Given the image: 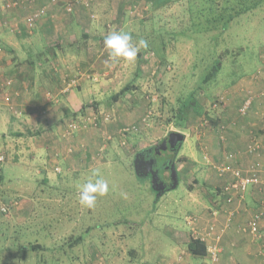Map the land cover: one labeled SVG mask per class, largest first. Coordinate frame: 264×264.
Wrapping results in <instances>:
<instances>
[{"label": "rangeland", "instance_id": "rangeland-1", "mask_svg": "<svg viewBox=\"0 0 264 264\" xmlns=\"http://www.w3.org/2000/svg\"><path fill=\"white\" fill-rule=\"evenodd\" d=\"M196 1L203 7L211 5L217 8V0L211 4L204 0ZM253 1L257 5L234 16L221 28L218 36L213 34L209 38L207 34L211 35L210 32H197L193 40L192 37L180 39L176 46L172 43L163 50L159 49L163 53L151 46L141 49L133 64L123 61L113 64L104 56L107 62L98 69L101 73L82 70L81 83L89 73L96 74V79L99 74L102 76L93 83L94 94L88 95L96 103L98 116L109 112L112 116L110 121L121 118V124L114 132L105 130L110 121H98L95 128L88 129L104 130L91 152L85 144L74 146L70 142L75 135L71 140L59 142L62 144L58 145L59 155L53 153L56 158L54 171L58 165L63 170L58 161L60 157L73 153L84 157L79 166L70 168V173L65 174L66 179L54 177L48 184H40L32 170L6 162L5 166H12V170H4L6 185H0V264H100L103 261L105 264H139L140 258L163 264L158 261L159 256L168 258L164 264L178 261V254L173 253L172 239L168 237L171 223L187 229L184 216L204 211L206 206L190 204L192 197H187L189 192H193L190 188L200 187L199 194L205 195V186L221 187L224 183V176L218 175L213 167L224 159L203 149V143L198 148L195 141L198 138L194 140L193 136L196 134L201 141L204 134L209 135L213 131L221 140L224 133L212 123L215 112L223 103L218 101L235 83L236 76L253 71L260 59L264 60V0H221L227 7L233 6L232 13ZM176 5L174 2L164 6L155 1L131 0L126 7L128 14L120 21L131 32H140L145 24L144 34L153 29L152 25L157 28L163 24L165 28L172 29L166 18L169 12L175 14L173 7ZM23 8L28 11L30 6ZM178 16L182 17L184 25L197 17L185 13ZM177 21L179 19H175L174 26ZM164 55L173 57L174 62L166 61L162 58ZM217 57L221 61L219 71L212 68ZM210 68L216 73L204 79ZM127 85L131 89L115 99V95ZM46 91L51 89L43 91L42 99L49 102ZM184 102V119L177 120L178 109ZM214 102L218 104L214 106ZM46 115L48 119L52 117L51 112ZM70 118L72 115L64 120ZM8 126L0 123V131H7ZM124 126H134V129L122 133ZM170 131L184 133L186 140L179 145L174 156L177 170L174 186L166 190L157 202L159 196L149 178L136 172L133 155L159 143ZM5 154L11 157L10 150ZM3 164L0 163L1 166ZM91 168L101 169L110 190L106 196L98 198L94 208L87 209L78 203L77 192ZM14 173H19L21 179L8 181V176ZM2 207L5 212L1 211ZM78 236L82 239L74 240ZM30 241L40 242L45 249L23 252L22 245ZM142 250L147 253H142ZM136 251L139 252L138 260L134 257ZM175 252L179 251L176 249ZM199 260L195 258L196 262ZM190 261L194 262V259Z\"/></svg>", "mask_w": 264, "mask_h": 264}, {"label": "crops", "instance_id": "crops-1", "mask_svg": "<svg viewBox=\"0 0 264 264\" xmlns=\"http://www.w3.org/2000/svg\"><path fill=\"white\" fill-rule=\"evenodd\" d=\"M6 1L8 0H0V47H3L0 51V77H11L14 87L11 88L10 103L4 101L3 91L0 88V123L3 126L9 125L7 131H0V157L3 155L0 163L4 162L2 166L0 165V185H6L4 170L6 168L12 170L13 165L32 170L40 184H48L54 180V177L66 179L65 174L67 176L70 168L79 166L84 157L79 153L60 157L58 161L63 170L59 173L54 171L56 158L53 153L57 151L58 145L62 146L59 144L62 142L57 134L62 121L72 115L73 111L81 108L90 99L88 95L94 94L95 85L89 80H84L78 87L61 95L53 103L51 100L45 102L42 93L47 89L54 90L58 86L56 80L64 73L72 76L77 71L98 70L106 64L107 61L103 57L108 58V54L103 46V38L113 30L128 31L120 20L128 14L126 7L131 0L116 2L95 0L92 9L76 8L71 13L64 10L61 0L57 3L51 0H33L29 3L30 7L47 5V11L30 29L25 25L24 20L28 12L23 8L27 6L25 2L21 6L23 9L20 7L4 10L2 6ZM92 13L96 18H91ZM109 17L115 21L111 22ZM15 26L18 27L17 31L14 30ZM128 32L132 34L131 31ZM143 33L144 30L141 36ZM132 36L134 41L139 39L133 34ZM262 76L255 71L244 73L225 90L223 103L212 120L213 126L216 128L218 126L224 133L221 135V140L213 131L209 135L204 134L201 141L196 134L193 136L194 140L198 138V141L195 140L198 148H201L203 143V149L206 148L217 158L224 159L227 153H233L231 162L242 170L258 162L261 167L258 171L259 183L249 185L244 197L234 198L231 203L226 201L229 194L222 191L223 184L230 180L229 175H225L221 187L220 185L205 186L207 195L199 194L200 187H191L193 192L187 195L192 197L190 204L194 207L205 204L208 207L204 205V211L184 216L187 229L184 226L181 229V225L171 223L169 227L171 234L168 237L172 239L173 253L178 254V261L166 262V264H180L182 261H185L184 264H264V79ZM246 94H251L254 98L247 112L241 114L238 108ZM49 112L52 117L48 119L46 114ZM121 120L119 118L115 122L110 121L105 126V130L114 132L121 124L119 123ZM101 129L79 132L70 142H73L74 146L85 144V148L91 152L99 136L104 134V130ZM185 140L184 136L182 142ZM250 146L254 147L251 152L248 151ZM9 150L11 157L8 158L5 153ZM6 162L12 166L6 167ZM14 175L8 176L7 180L21 179L19 173ZM22 177L25 178V175ZM173 186L168 189H172ZM164 192H160L157 202ZM255 215H260L259 226L263 233L261 239L240 229L241 224L247 223ZM192 238L202 239L206 247L217 245L219 259L212 262L207 253L192 254L188 248ZM176 249L179 252L176 253ZM141 252L147 253L143 250ZM138 253L136 251L134 255L137 260ZM191 258L194 262L190 261ZM195 258L200 260L196 262ZM167 259L166 256L158 257V261H162L163 264ZM143 261L145 264H155L144 258L142 260L140 258L139 264Z\"/></svg>", "mask_w": 264, "mask_h": 264}, {"label": "built area", "instance_id": "built-area-1", "mask_svg": "<svg viewBox=\"0 0 264 264\" xmlns=\"http://www.w3.org/2000/svg\"><path fill=\"white\" fill-rule=\"evenodd\" d=\"M54 1V0H52ZM94 0H65V10L70 12L74 9L75 5H80L82 7H88ZM23 0H8L3 4V9L8 10L11 8H15L16 6H21ZM29 6V4H28ZM27 7V6H24ZM47 11V6H42L40 8L33 9L27 13L25 18V25L28 28H31L43 14ZM84 71H77L76 74L72 76H68L67 74H62L60 76V81L57 86V90L55 92L46 91L47 99H55L58 94H66L68 93L74 86L78 85L81 82V79L84 76ZM100 77V74H99ZM98 77V79H99ZM96 79V74L89 73L88 77L85 79ZM96 79V80H98ZM2 84L9 86L11 84V79L2 78ZM3 99L5 102H11L12 92L9 90H2ZM224 99L221 97L219 102H222ZM214 102V106L218 104ZM252 103V95L246 94L245 99L242 101L241 105L238 108L239 113L245 114L249 109ZM112 118L109 112H105L101 116H98V111H96L93 107L87 106L80 115L76 117H72L68 120L62 121L61 128L58 132V138L60 141L71 140L73 135L79 133L81 131L88 130L90 128H95L97 122H107ZM134 129V126H124L121 131L122 133L130 131ZM254 147H248V151H253ZM69 151L72 149L69 148ZM59 151L55 152V155H59ZM233 153H227L225 155L224 160L219 164H214L213 167L218 171V175L224 176L229 175L230 180H227L225 184H223L222 191L229 196L226 197L227 202H232L234 198L242 199L244 197V193L249 185H256L259 183V174L258 171L261 169L260 164L258 162L251 164L246 170H242L240 167L234 165L231 160L233 158ZM2 158V157H1ZM59 166V165H58ZM56 166L55 170L57 172L61 171V168ZM2 212H5V208H1ZM260 215H255L254 218L248 220L247 223L241 224L240 229L242 231H247L251 233L254 237L261 239L263 237V233L259 226ZM202 240V239H201ZM206 253L209 259L212 262H215L219 259V247L217 245H209L206 247ZM264 257V253H263ZM102 262V260L100 261ZM100 264H105L104 261Z\"/></svg>", "mask_w": 264, "mask_h": 264}, {"label": "trees", "instance_id": "trees-1", "mask_svg": "<svg viewBox=\"0 0 264 264\" xmlns=\"http://www.w3.org/2000/svg\"><path fill=\"white\" fill-rule=\"evenodd\" d=\"M32 1L33 0H23V3L25 2V4L28 5ZM58 1L59 0H54L52 2L53 3H57ZM154 1L157 2L158 4H161V3L164 4V6H165V4L167 5L170 2L177 3L176 7L175 8L173 7V9L175 10V14L169 12V15L166 18V21L168 22V24H171L173 26L172 29L168 28V27L165 28V26H163V24L160 25V26L158 25L157 28L154 27V25H152L153 29H150L148 34H146V33L144 34L143 33L142 37L145 40L148 41L149 46L154 47L160 53L161 52L163 53V51H160V50H163L164 47L169 46V44L174 43L173 45L176 46V42L179 41L180 39H188V38L192 37V40H193L194 39V35L197 34V32H199V33L200 32H204L206 34L210 32L211 35L207 34L209 38H211L213 34H216L218 36L219 31L221 30V28H224L227 25V23L231 19L234 18V16L240 15L242 12L248 10L249 8L255 7L257 5V2L253 1V3L251 5H249V6L245 5L243 8L242 7H241V9L238 8V9L235 10V12L232 13V10L234 9L233 6L229 5L227 7L226 2L223 3V2H221V0H217L216 1V4H217L216 7L217 8H214L211 5L203 7L200 4H198V2L196 0H184V1H182V0H148V2H150V3L154 2ZM194 1H196V2H194ZM211 1H213V0H204V2L209 3V4H211L210 3ZM61 2H62V7L65 10V7H64L65 0H61ZM94 2H95V0L88 7H82L80 5H75L74 9L72 11H70V13L73 12L76 8H83V9H89L90 10V9H92V6H93ZM22 4H21V6H22ZM21 6L19 5V6H16L15 8H11V9H17V8H20ZM40 7H42V6H40ZM40 7H35V8L30 7L28 9V12L32 11L33 9L40 8ZM168 10H171V7ZM214 11H216V12H214ZM184 13L185 14H189V16L194 14L197 17H196L195 20L193 18H191V22L189 24H187V25H184L181 22L182 21V17L178 16V15H181V14H184ZM209 15L213 16L214 20H211ZM26 16H27V14H26ZM26 16H25V18H26ZM190 17H189V20H190ZM91 18H95V14L92 13ZM175 19H179V21H177L176 25L174 26ZM214 22H217V23H214ZM180 24H182L181 27H180ZM144 27H146V24H145ZM144 27L140 30V32H132V34L134 36H136V37H140L142 31L143 30H144V32L146 31V29H144ZM164 28H165V32L166 33H164V31H163ZM14 30L17 31L18 27L15 26ZM185 32H189V34H187ZM166 35H167V37H165ZM0 46H1V38H0ZM1 48L3 49V47H0V51H1ZM140 56H141V54H140ZM162 58H164L168 62H174V58L173 57H169L167 55L165 57V55H164V57H162ZM213 62L214 63L212 64V68H214V70L218 69L217 71H219V68H221V66H219L220 63H221L220 58L217 57V59H215ZM259 64H260V67L257 66L256 69H254L253 71H255L257 74L263 75L262 77L264 79V60L260 59ZM99 73H101V72H99ZM215 73L213 72V70L211 71V68H210L208 73L205 74L204 79H209ZM6 78L11 79V84L9 86H7L5 84H2V78L0 77V88H1V90H9V92H12V89L14 87V81H13V79L11 77H6ZM100 79H101V76L99 77L98 80H92L90 78L89 79H85V80H90V81H92V84H93L95 82H98ZM236 79H238V76H236ZM236 79H235V82L237 81ZM56 81L59 83L60 77H58V80H56ZM80 83L78 85L74 86L72 89H75L76 87H78L80 85ZM129 89H131V87H129L127 85L126 87L122 88L119 91V93L115 95L114 98L117 99V97L120 94L121 95H123V94L125 95L126 91L129 90ZM56 90H57V87L54 90H51V91L55 92ZM61 95H63V94H58L57 95L58 98H56V99H59V97ZM253 98L254 97L252 95V101H253ZM49 100H52L51 103H53L55 101V99H53V98L49 99ZM242 101H241V103H242ZM241 103H240V105H241ZM184 105H185V102L183 103V105L180 106L181 108L178 109V114L179 115L177 116V118H178L177 120H183L184 119V113H183ZM87 106H91L96 111H98L97 108H96V103H94V101H91L89 99V101L87 100V102H85L81 106V108H79L77 111H73L72 112V117H76V116L80 115L82 112H84V109ZM187 106H188V104H187ZM5 205H7V204H5ZM81 239L82 238L80 236H78V237H75L74 240H81ZM22 246H23L22 249L24 248L23 252H25V250L37 251V250H40V249H45V246L43 244H41L40 242H37V241H34V242L30 241V242H28V244H23ZM188 248H189V250H190V252L192 254H205L206 253V246L199 238H192V240L188 243ZM133 251L134 250H131V252H133Z\"/></svg>", "mask_w": 264, "mask_h": 264}, {"label": "clouds", "instance_id": "clouds-1", "mask_svg": "<svg viewBox=\"0 0 264 264\" xmlns=\"http://www.w3.org/2000/svg\"><path fill=\"white\" fill-rule=\"evenodd\" d=\"M103 46L113 64L121 61L133 64L141 49H148L149 43L142 37L134 41L132 34L128 31L113 30L104 36ZM109 190V182L101 169L91 168L87 179L79 186L78 203L87 209H92L96 206L98 198L106 196ZM121 195L126 194L121 193Z\"/></svg>", "mask_w": 264, "mask_h": 264}, {"label": "flooded vegetation", "instance_id": "flooded-vegetation-1", "mask_svg": "<svg viewBox=\"0 0 264 264\" xmlns=\"http://www.w3.org/2000/svg\"><path fill=\"white\" fill-rule=\"evenodd\" d=\"M173 132V131H170ZM168 132L159 143L143 148L134 153V168L140 176H147L151 181V186L155 193L164 192L173 184L171 176V165L175 166V154L180 145L177 142L172 148L167 141L166 148L161 149L163 139L170 133ZM166 154V155H164ZM169 154V156H167ZM136 166V167H135Z\"/></svg>", "mask_w": 264, "mask_h": 264}, {"label": "water", "instance_id": "water-1", "mask_svg": "<svg viewBox=\"0 0 264 264\" xmlns=\"http://www.w3.org/2000/svg\"><path fill=\"white\" fill-rule=\"evenodd\" d=\"M183 139H184V135H183V133H181V132H179V131H173V132H170V133L167 135V137H166L165 139H163L162 144H164V145L161 146V149L166 148L167 141L170 142V145H171V147L173 148L177 142H182ZM135 167H136V166H135ZM136 172H137V168H136ZM176 175H177L176 169H175V167H174V164H172V165H171V176H172V178L174 179V180H173L174 183H175L176 178H177ZM173 185H174V184H172V186H173ZM159 194H160V193L158 192V193H157V196H158Z\"/></svg>", "mask_w": 264, "mask_h": 264}]
</instances>
